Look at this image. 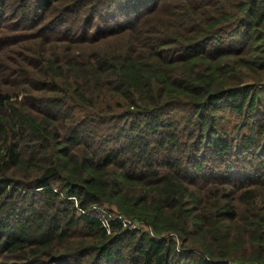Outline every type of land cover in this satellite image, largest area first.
Instances as JSON below:
<instances>
[{
	"label": "trees",
	"instance_id": "1",
	"mask_svg": "<svg viewBox=\"0 0 264 264\" xmlns=\"http://www.w3.org/2000/svg\"><path fill=\"white\" fill-rule=\"evenodd\" d=\"M10 4L0 264H264V0Z\"/></svg>",
	"mask_w": 264,
	"mask_h": 264
},
{
	"label": "rangeland",
	"instance_id": "2",
	"mask_svg": "<svg viewBox=\"0 0 264 264\" xmlns=\"http://www.w3.org/2000/svg\"><path fill=\"white\" fill-rule=\"evenodd\" d=\"M14 4H10V6H8L9 8L7 9L6 12V17L0 18V44H4L7 41H9L10 39L16 38V37H23L24 40L26 41V43H30L31 41H34V39H37L36 41H41V39L39 38L40 32L43 30H47L49 28H51L49 31H53L54 29H56L57 27L52 26L53 23H55V18L52 19L48 24H46L42 29H35V30H29V31H25V32H20L17 29V25L19 22H17L16 20L13 19V17L16 15V12L13 11V6ZM16 7V5H15ZM15 50L16 48H13L12 51L13 53L8 54L4 64L6 66V71H8V69L10 67H13V61L16 58L15 55ZM227 117H232L229 114H227ZM235 123V119L232 118L231 123L229 124V128L230 130L233 129V125ZM102 218L108 217H114V214H111L109 212H107L106 210L102 211ZM137 228L139 229H145V230H149L145 225H143L142 223H138ZM14 264V263H13Z\"/></svg>",
	"mask_w": 264,
	"mask_h": 264
},
{
	"label": "built area",
	"instance_id": "3",
	"mask_svg": "<svg viewBox=\"0 0 264 264\" xmlns=\"http://www.w3.org/2000/svg\"><path fill=\"white\" fill-rule=\"evenodd\" d=\"M131 224H133V227H134V228H136V227H137V225H138V223H137V224L131 223Z\"/></svg>",
	"mask_w": 264,
	"mask_h": 264
}]
</instances>
